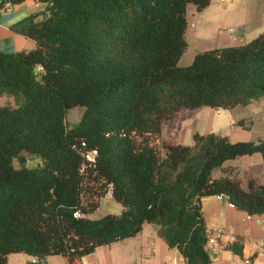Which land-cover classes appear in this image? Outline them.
Segmentation results:
<instances>
[{"label":"trees","instance_id":"1","mask_svg":"<svg viewBox=\"0 0 264 264\" xmlns=\"http://www.w3.org/2000/svg\"><path fill=\"white\" fill-rule=\"evenodd\" d=\"M23 1L0 0V7ZM38 1L43 7L19 30L35 47L0 49V96L15 102L0 106V264L10 253L81 264L145 222L185 264H208L202 197L224 195L250 215L264 214V181L250 179L245 190L212 171L243 155L264 158V139L195 132L192 145L164 152L152 141L180 108L231 109L264 97V32L181 66L188 6L201 11L211 0ZM76 106L83 112L68 127L66 112ZM91 149L89 166L83 154ZM23 153L40 164L15 167ZM109 187L119 215L86 216ZM229 247L242 255L240 238Z\"/></svg>","mask_w":264,"mask_h":264},{"label":"crops","instance_id":"2","mask_svg":"<svg viewBox=\"0 0 264 264\" xmlns=\"http://www.w3.org/2000/svg\"><path fill=\"white\" fill-rule=\"evenodd\" d=\"M38 2V0H24L21 3L12 4L13 8L7 7L0 10V46L3 49L6 45L12 46L14 51L29 50L35 47V41L20 33L19 30L27 23L25 18L30 13L43 7V4ZM189 7L190 5L187 13H189ZM240 128V130L232 131V137L228 135L232 141L248 138L260 139L258 135L250 136L253 128ZM225 175L238 179L241 187L246 190V177L256 178L259 182L264 181V158L258 152L243 155L226 160L222 168L212 171L213 178ZM229 203L224 195H209L201 198L202 211L209 231L206 249L211 261L208 264H264V214L250 215L235 206L231 207ZM90 214L86 216L90 217ZM237 238H240L242 243V255L229 249ZM31 259L34 257L32 256ZM80 263L185 264L177 249L170 248L160 237L158 226L147 222L143 223L141 231L135 236L98 246L92 253L83 256ZM42 264H68V260L63 255H48Z\"/></svg>","mask_w":264,"mask_h":264},{"label":"rangeland","instance_id":"3","mask_svg":"<svg viewBox=\"0 0 264 264\" xmlns=\"http://www.w3.org/2000/svg\"><path fill=\"white\" fill-rule=\"evenodd\" d=\"M9 8H13V5L10 4ZM187 17L188 26L185 33L187 46L178 62L181 66L190 64L193 56L198 52L211 48L242 45L264 32V0H230L228 3L211 0L210 4L201 11L195 10L190 4ZM0 49L4 52H15L9 45H6L5 49L0 46ZM6 105L14 106V99L7 94H2L0 106ZM82 112L83 108L78 106L67 110L65 122L68 127L79 121ZM239 120L243 121V128H253V133L250 131L251 137L258 135V138L264 139L262 136L264 135V99L260 98L246 106H236L231 109L180 108L171 118L162 123L160 133L152 143L164 152L169 144L192 145L194 143L192 136L195 132L200 134L215 132L232 137V131L241 129V126L237 124ZM249 139L257 140L255 138L246 140ZM21 156L25 157V164H22L19 159H14V166L17 168L21 165L34 167L41 162L39 158L28 153H23ZM231 171L233 172V169ZM245 179L247 182L255 179L259 183L256 178L246 177ZM121 207V204L113 197L104 196L96 212L91 213L90 217H99L104 213L119 215ZM31 258L29 254H8L9 264H34V259Z\"/></svg>","mask_w":264,"mask_h":264},{"label":"built area","instance_id":"4","mask_svg":"<svg viewBox=\"0 0 264 264\" xmlns=\"http://www.w3.org/2000/svg\"><path fill=\"white\" fill-rule=\"evenodd\" d=\"M220 2L222 3H228L230 0H219ZM10 6V3L9 2H6L2 7H0V10L1 9H4V8H7ZM96 154H97V151L95 149H91V150H88L86 151L83 155L87 161V164L90 166L92 165L94 162H95V159H96ZM85 166L82 167V169L84 168ZM81 169V170H82ZM104 196H107V197H112V193H111V188L109 187L108 190L106 191L105 195ZM229 205L231 207H233L234 205L232 203H229ZM75 216H82V214L80 212H75L74 213ZM34 260H36V257H34Z\"/></svg>","mask_w":264,"mask_h":264},{"label":"water","instance_id":"5","mask_svg":"<svg viewBox=\"0 0 264 264\" xmlns=\"http://www.w3.org/2000/svg\"><path fill=\"white\" fill-rule=\"evenodd\" d=\"M20 160H21L22 164H25V157L21 156Z\"/></svg>","mask_w":264,"mask_h":264}]
</instances>
